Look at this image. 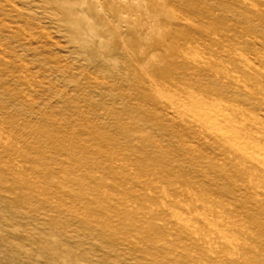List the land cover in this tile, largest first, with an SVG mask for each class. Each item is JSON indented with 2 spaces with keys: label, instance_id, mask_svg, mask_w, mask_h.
<instances>
[{
  "label": "rangeland",
  "instance_id": "374dc122",
  "mask_svg": "<svg viewBox=\"0 0 264 264\" xmlns=\"http://www.w3.org/2000/svg\"><path fill=\"white\" fill-rule=\"evenodd\" d=\"M0 264H264V0H0Z\"/></svg>",
  "mask_w": 264,
  "mask_h": 264
}]
</instances>
